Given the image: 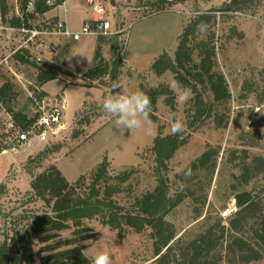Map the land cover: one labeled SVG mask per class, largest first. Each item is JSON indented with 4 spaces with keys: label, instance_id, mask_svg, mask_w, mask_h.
<instances>
[{
    "label": "rangeland",
    "instance_id": "rangeland-1",
    "mask_svg": "<svg viewBox=\"0 0 264 264\" xmlns=\"http://www.w3.org/2000/svg\"><path fill=\"white\" fill-rule=\"evenodd\" d=\"M98 1L102 3L105 18L110 25V33L107 35L114 37L121 52L123 68L117 80L123 84L122 91L131 93L140 90L141 84L153 87L167 84L175 94V110L170 111L163 105V98H159L155 113L158 117L157 123H145L142 128L131 133L118 129L114 118L102 107L104 98L113 94L112 82L107 83L109 88L105 90L95 86L98 84L87 86L82 78L92 63L95 35L82 36L76 42L63 38H42L37 42L40 43V48L36 45L27 47L30 63L18 65L10 57L15 50L25 45L24 39L14 31L17 27L2 25L0 22V75L12 77L14 83L23 91V95L18 99V107L28 115H34L36 108L31 97L37 98L41 91L45 94L44 100L60 96L62 98L64 95L66 101L63 119L65 127L57 137L47 142L31 140L29 145L32 150L29 153L32 154L28 157L22 155L9 167L6 158L11 156L12 150L9 149L7 153L0 155V174H3L2 179L0 178V243L26 226L24 217L44 210L43 202H28V168H33L35 175L54 165L67 181L74 182L103 159L109 162V170L114 173L134 167L136 170L131 174L130 182L125 186L126 191L122 194V197L127 199L155 186L149 148L158 134V128L163 136L171 134L170 128L174 119L184 124L183 137L186 138V143L176 151L169 162L171 193L179 190L174 184L175 175L197 158L207 145L221 147L202 216L194 218L193 205L188 199L168 216L178 236H190L195 233V227L205 217L209 203L213 207V217L220 216L224 222L235 209L234 201L226 202L223 194L231 171L224 165L230 149L245 148L250 154L264 155V0L250 5L246 12L222 14L218 9L229 0H185L182 4H176L158 13L152 12L162 0ZM10 2L13 7L9 16L25 18L21 12V0ZM212 11L216 17L215 24L211 26L215 34L216 68L226 78L231 93L229 121L225 128H216L212 119H203L197 128L191 130L186 124V111L191 109L193 95L191 94L187 102H179L180 89L171 86L173 75L166 72L156 76L150 71V66L163 52L173 58L177 47L176 39L183 27L195 15ZM89 18L86 0H67L64 8L50 9L43 16L34 14L32 17H26L32 26L54 24L65 19L68 29L74 32L80 31L83 23ZM51 47H55L56 51L51 52ZM110 47L103 46L104 59L110 58ZM49 64L55 65L61 72L56 81L46 83L44 91L42 86L34 84L37 72L35 67L46 68ZM57 81L66 85L63 93ZM5 118L6 113L0 108V128ZM241 136L247 143L255 142V147L243 146L242 140H239ZM55 143L60 145L58 151L47 153L41 161L36 159L28 163L30 157L35 158L46 148L50 151ZM18 166L26 169V175L19 172ZM203 188V184L197 186V197L202 196ZM224 204L226 210L221 209ZM85 227L97 234L85 248L86 256H92L98 250L106 248L112 254V264H151L153 250L149 230L135 233L126 228L123 237L119 238L116 230L103 226L98 218L86 220ZM70 234L71 230H65L60 233V237L66 239ZM36 241L37 238H34L33 251L38 260L41 253ZM250 264H264V260Z\"/></svg>",
    "mask_w": 264,
    "mask_h": 264
},
{
    "label": "trees",
    "instance_id": "trees-1",
    "mask_svg": "<svg viewBox=\"0 0 264 264\" xmlns=\"http://www.w3.org/2000/svg\"><path fill=\"white\" fill-rule=\"evenodd\" d=\"M10 1L0 0L2 25L15 28L33 27L26 17L34 14L43 16L50 10L42 0H21V12L25 18H17L9 16L13 7ZM260 1L229 0L218 11L221 14L246 12L250 5H256ZM183 2L185 0L159 1L158 7L152 13L170 9ZM213 12L199 13L191 18L177 36L174 57L171 58L163 52L150 66L154 75L161 76L169 72L174 81L191 89L192 106L186 111V124L191 130L197 128L203 119H212L216 128H225L229 121L231 93L226 78L216 68L215 34L211 29L216 19ZM202 21L208 24V30L205 34L198 35L196 26ZM95 37L92 63L82 78L87 86L98 84L95 86L106 90L109 88L107 83L117 80L122 73L121 52L114 37L107 34H98ZM104 45L111 46L109 59L103 57ZM29 56L28 49H20L10 58L15 64L21 65L30 63ZM35 69L37 72L34 84L37 86L57 80L61 72L51 64L46 68L36 66ZM0 78V108L22 130L28 129L36 120V115L30 116L18 107V99L23 91L14 83L12 77L0 75ZM139 89L150 97L151 122H158L155 113L159 98H163V105L174 112L175 94L169 85L159 84L153 87L141 84ZM43 97L45 94L41 91L38 98ZM160 131L158 128V134L149 148L155 186L127 199L122 194L126 191L125 186H128L131 174L136 170L134 167L114 173L109 170V162L103 159L74 182L67 181L54 165L35 175L33 168L25 169L30 175L28 202L41 201L44 210L24 217L26 226L0 243V264H88L85 248L97 234L85 227V221L95 218L103 226L116 230L119 238L123 237L126 228L135 233L149 230L153 250L151 264H250L264 260V155L250 154L245 148L230 149L224 165L231 171L223 194L226 202L234 201L235 209L224 222L220 216L213 217V207L209 203L205 217L195 227V233L178 236L168 216L186 199L193 205L194 218L202 216L221 147L207 145L183 169H191L190 177L185 178L183 170L175 175L174 184L179 190L171 193L169 162L176 151L185 145L186 138L183 137L184 131L164 136ZM239 140H242L246 148L256 145L253 141H243L242 136ZM59 149L60 145L55 143L50 151L46 148L35 158L30 157L28 163L36 159L41 161L47 153ZM201 184L204 186L203 194L197 197L196 188ZM226 208V204L221 207L222 210ZM65 230H71V234L68 238L61 239L60 233ZM34 238H37L36 244L39 245L41 253L38 260L33 251Z\"/></svg>",
    "mask_w": 264,
    "mask_h": 264
},
{
    "label": "built area",
    "instance_id": "built-area-1",
    "mask_svg": "<svg viewBox=\"0 0 264 264\" xmlns=\"http://www.w3.org/2000/svg\"><path fill=\"white\" fill-rule=\"evenodd\" d=\"M50 9L64 8L67 0H42ZM86 7L90 13L88 21L84 22L81 30L78 32L70 31L64 20H59L54 24H44L40 27L21 26L14 29L23 37L25 45L20 46L14 52L20 49H27L28 45L37 44L42 38H63L71 41H78L82 36L109 34V22L105 18V9L98 0H86ZM41 46V45H40ZM40 48V47H39ZM55 52V47L50 48ZM35 106L36 120L26 130H22L16 125L14 120L6 114V118L1 123L0 128V155L6 153L9 149L15 150L20 146L28 144L31 140L38 142H47L58 136L59 132L65 127L64 113L66 110V101L64 97L44 100L43 98L31 97Z\"/></svg>",
    "mask_w": 264,
    "mask_h": 264
},
{
    "label": "clouds",
    "instance_id": "clouds-1",
    "mask_svg": "<svg viewBox=\"0 0 264 264\" xmlns=\"http://www.w3.org/2000/svg\"><path fill=\"white\" fill-rule=\"evenodd\" d=\"M208 30V24L201 22L196 26V33L203 35ZM172 87L180 89L178 95L179 102H187L191 96V89L182 87L179 82L173 81ZM113 94L104 98L103 110L114 118V124L118 129L132 132L136 129H140L145 123L150 124L149 113L151 111L150 97L143 91L137 90L131 93H125L122 91L123 84L119 80H113L111 84ZM120 89V91H114ZM184 124L174 119L171 124V134L175 135L183 132ZM185 178L191 176V169L183 170L182 172ZM183 187V184H181ZM85 259L88 264H112V254L108 249L98 250L94 255L87 256Z\"/></svg>",
    "mask_w": 264,
    "mask_h": 264
},
{
    "label": "crops",
    "instance_id": "crops-1",
    "mask_svg": "<svg viewBox=\"0 0 264 264\" xmlns=\"http://www.w3.org/2000/svg\"><path fill=\"white\" fill-rule=\"evenodd\" d=\"M64 21H65V19H63ZM66 22V21H65ZM67 24V23H66ZM54 81H56V80H54ZM58 83H60V87H62L61 88V92L63 93V88H65V84L63 83V82H61V81H57ZM48 84V83H47ZM45 86H46V84H44L43 86H42V89L45 91ZM59 87V86H58ZM57 87V89H59ZM69 87V86H68ZM63 97H64V95H63ZM65 99V98H64ZM31 150H32V147L29 145V143L28 144H25V145H23V146H20V147H18L17 149H15V150H12V152L10 153L11 154V156L9 157V158H6V162H7V167H9V165L10 164H13V162L15 163V162H17L18 161V159H19V157H21L22 155H25V157H28L29 155H31L32 153H29V152H31ZM11 151V150H10ZM7 153V152H6ZM5 154V153H4ZM1 155H3V154H1ZM18 169H19V172L22 174V175H26V172H25V170L24 169H22V166H18L17 167ZM4 173L5 174H7L5 171H4ZM1 176H0V178L2 179V175L3 174H0ZM29 182V181H28ZM27 182V183H28Z\"/></svg>",
    "mask_w": 264,
    "mask_h": 264
}]
</instances>
